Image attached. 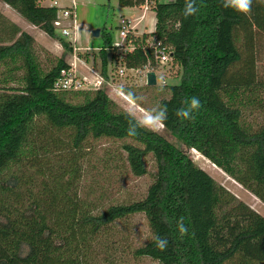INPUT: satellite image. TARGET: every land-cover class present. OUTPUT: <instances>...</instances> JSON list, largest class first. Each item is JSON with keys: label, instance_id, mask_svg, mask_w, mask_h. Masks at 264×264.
Masks as SVG:
<instances>
[{"label": "trees", "instance_id": "obj_1", "mask_svg": "<svg viewBox=\"0 0 264 264\" xmlns=\"http://www.w3.org/2000/svg\"><path fill=\"white\" fill-rule=\"evenodd\" d=\"M144 1L123 0V5L141 6ZM0 2L64 50L44 72L33 36L0 14V70L7 67L8 78L0 81V264H93L99 238L109 235L114 222L135 214L145 216L152 236L168 240L167 249L159 251L151 237L135 250L136 257L159 264H264L242 251L244 244L264 237V216L216 183L190 153H199L264 204V126L247 125L235 99L241 88L257 83L255 41L264 34L260 4L254 0L246 16L224 8L221 0H197L198 13L184 18L185 0L156 1L150 8L156 18L154 31L141 36L129 31L127 40L134 50L122 55L126 68L146 64L142 47L149 36L171 48L172 62L181 69L179 83L167 86L168 98L155 104L168 108L163 130L174 143L143 129L138 136L127 135L134 116L120 109L102 86L92 92L54 91V82L69 66L66 55L73 53L56 33L58 8L39 0ZM106 48H111L108 34L97 52L104 77L108 65L117 61L115 50L108 61ZM86 54L77 56L87 61ZM147 54L151 56V50ZM150 69L156 71L158 65L152 62ZM20 71L23 84L15 86ZM123 93L150 109L128 88ZM193 96L203 107L193 121L181 122L175 111ZM90 138L130 141L122 143V151L136 177L146 174L145 157L152 155L155 179L143 199L97 210L80 198L77 184L83 170L78 159ZM62 152L70 154L73 163L65 160L67 170L47 176L39 157ZM29 162L34 171L28 178L12 171L25 167L24 175ZM180 217L189 229L183 238L176 229Z\"/></svg>", "mask_w": 264, "mask_h": 264}, {"label": "rangeland", "instance_id": "obj_2", "mask_svg": "<svg viewBox=\"0 0 264 264\" xmlns=\"http://www.w3.org/2000/svg\"><path fill=\"white\" fill-rule=\"evenodd\" d=\"M53 1L58 3V7L70 5V0H45L44 3L48 6L52 5ZM75 1V35L64 38V40L66 43H69L73 50L74 47L79 49L73 51L76 55L78 53H87L86 55L89 56L88 60L85 61V63L90 64L89 67L87 65L80 67L81 64H76L78 77H86L90 81L95 78L96 74L98 76L102 75L101 77L104 80L102 87L108 91L109 98L120 109L137 118L146 116L147 111L125 95L123 88H128L134 92L147 108H152L160 99L168 98L169 90L167 86L179 83L180 67L172 61L165 65H159L157 70V85L149 87L145 84L146 80L143 74H135L127 70L120 76L116 71L117 67L113 64L108 65L106 77H104L101 72L102 62L97 52L102 49L106 34L110 35L111 47L115 43H122L119 32L123 21H129V27L138 34L153 32L156 23L154 11L147 10L143 14L144 5H123V0ZM158 1L167 2L169 0ZM151 6H154V4H151ZM258 6V9L262 7L260 9L264 10V5ZM0 14L9 23L17 22L26 33L32 34L35 37L34 51L40 60L44 72L50 69L55 59L63 56L64 50L58 41L47 36L38 28H34L14 10L3 5V3H0ZM142 15L143 17L141 18ZM96 30L100 31L97 37L93 36V32ZM56 33L61 36L57 28ZM73 39L74 42H72ZM237 44L241 49L242 43L238 41ZM87 49L88 51H85ZM106 51L109 56V61L112 52L109 48H106ZM255 51V81L257 83L249 88H241L235 96L238 107L241 109L245 118V123L254 129L264 126V34H258V38L255 41ZM72 54L66 55V60L69 64L72 60ZM241 66L239 65L235 69ZM6 69L7 67L1 68L0 81H6L8 79L4 74ZM23 73V71H20L15 75V86H22L21 77ZM145 87H148V89ZM78 101L77 99L72 100V103H77ZM158 133H161L168 140L175 143L174 139L163 128ZM61 138L64 139L63 136ZM123 142L131 143L126 140H93L90 138L86 142V147L80 155L82 157L78 159V163L83 170L77 184L78 194L80 198L91 203L97 210H103L110 205L129 204L133 201L141 200L146 196L149 186L154 182L156 166L152 155L149 154L145 157L146 174L136 177L132 175L126 164L125 154L122 151ZM190 153L194 163L207 172L216 183L223 186L229 193L248 205L258 214L264 216V204L256 197L214 167L199 153L193 151H190ZM59 155L65 156L60 157ZM72 158L67 152L64 154L63 152L61 154H50L45 158L39 157L38 164H41L47 176L48 174L49 176L50 174L59 176L61 175L62 169L67 170L65 160L72 162ZM22 164L18 166L21 167ZM31 164L32 162H29L28 169L24 172V175H22L21 170H25V167H21V170L18 171V167L15 166L12 171L18 173L19 177L26 179L33 175L34 168H29ZM64 178L67 177L64 176ZM36 189L37 187L35 186L34 190ZM108 234L106 237L104 235L102 238H99V244L94 249L93 256L95 260H92L93 264H159L157 261L148 257H136L134 255L135 250L144 246L152 237L151 230L143 214H135L114 222L109 228ZM242 251L250 258L264 261V237L244 244Z\"/></svg>", "mask_w": 264, "mask_h": 264}, {"label": "built area", "instance_id": "obj_3", "mask_svg": "<svg viewBox=\"0 0 264 264\" xmlns=\"http://www.w3.org/2000/svg\"><path fill=\"white\" fill-rule=\"evenodd\" d=\"M58 3L53 1L50 7H57L58 14L57 19L54 23L55 28L59 29L60 34L63 38H67L71 35H75L76 31V23H75V9H76V1L70 0V5L58 7ZM151 4V0L144 1V9H148ZM142 5V6H143ZM129 21H123L122 26L120 27L119 36L122 39V43H115L113 47L109 48L113 53L114 50L117 54V61L114 60V64L117 67L118 75L122 76L125 71L134 72L135 74H143L144 79H146V74L149 71H153L150 69L152 62L158 65H165L168 62L172 61L171 56V48L168 46H164L161 44L160 41H155L153 38H148L145 41V45L142 47L143 53L147 57L146 64H144L140 68L136 69H128L123 64L122 55L126 53H130L134 50V45L127 40V35L129 31L132 29L129 27ZM132 32V31H131ZM74 42V39L73 41ZM73 49V48H72ZM79 50L78 48L74 47V50ZM151 50V56H148L147 51ZM85 51H88L85 50ZM85 65V61L80 59L75 52L72 54V60L70 64L68 63V68L61 71L59 77L56 79L53 85L54 91H90V90H98L103 84L102 75L98 76L95 75L93 80L88 81L86 77H78L76 64ZM157 74V70L154 71ZM158 77V76H157Z\"/></svg>", "mask_w": 264, "mask_h": 264}, {"label": "clouds", "instance_id": "obj_4", "mask_svg": "<svg viewBox=\"0 0 264 264\" xmlns=\"http://www.w3.org/2000/svg\"><path fill=\"white\" fill-rule=\"evenodd\" d=\"M222 6L226 9H231L239 14L250 15L254 0H221ZM255 3L264 5V0H255ZM199 7L197 6V0H185L182 15L184 18L194 16L198 13ZM181 25L178 23L176 29L179 30ZM183 106L176 109L175 116L179 118L181 122L193 121L195 114L203 107L200 99L196 96L185 98L182 101ZM168 119V108L166 105L157 104L147 110L146 116L140 118L132 117L129 120L128 127L126 129L127 135L135 137L138 136L139 130L143 129L153 133H158L160 129L165 127V122ZM176 229L181 238L189 233L188 227L184 223V217H180L176 221ZM152 241L155 247L159 251H165L168 246L167 238L161 237L157 234H153Z\"/></svg>", "mask_w": 264, "mask_h": 264}, {"label": "crops", "instance_id": "obj_5", "mask_svg": "<svg viewBox=\"0 0 264 264\" xmlns=\"http://www.w3.org/2000/svg\"><path fill=\"white\" fill-rule=\"evenodd\" d=\"M44 1L45 0H39V3L41 4V5H44V6H47V5H45V3H44ZM156 1H158V0H154V1H152L151 0V4H155L156 3ZM169 1H172V0H169ZM164 2V1H163ZM1 3V2H0ZM151 4H150V6H149V8L148 9H144V7H143V14L147 11V10H151L150 8H151ZM3 5H5V4H3ZM5 6H7V5H5ZM49 6V5H48ZM65 6H67V5H65ZM8 7V6H7ZM9 8V7H8ZM11 9V8H10ZM11 10H13V9H11ZM143 17V15L141 16V18ZM12 23H14V24H16L17 26H19L20 27V29L22 30V31H24L23 29H22V27H21V25L20 24H18L17 22H12ZM34 27V26H33ZM35 28V27H34ZM132 31V33L133 34H135V36H141L142 34H138L136 31H134V30H131ZM25 32V31H24ZM152 33V32H151ZM151 33H143V34H147V35H149V34H151ZM138 34V35H137ZM32 35V34H31ZM19 36V34H17L16 36H15V38L14 39H16L17 37ZM33 36V35H32ZM33 38H34V40H35V37L33 36ZM148 38H152V37H149L148 36ZM79 65H80V63H78ZM87 65V67H89L90 66V64H87V63H85V65H80V67H82V66H86ZM156 77H157V74H156Z\"/></svg>", "mask_w": 264, "mask_h": 264}, {"label": "water", "instance_id": "obj_6", "mask_svg": "<svg viewBox=\"0 0 264 264\" xmlns=\"http://www.w3.org/2000/svg\"><path fill=\"white\" fill-rule=\"evenodd\" d=\"M99 30L93 32V36L97 37L99 35ZM146 86L153 87L157 85V77L154 71H149L146 74Z\"/></svg>", "mask_w": 264, "mask_h": 264}]
</instances>
